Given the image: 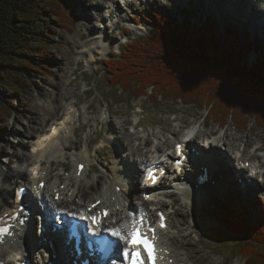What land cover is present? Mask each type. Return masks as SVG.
Listing matches in <instances>:
<instances>
[{
    "label": "trees",
    "instance_id": "16d2710c",
    "mask_svg": "<svg viewBox=\"0 0 264 264\" xmlns=\"http://www.w3.org/2000/svg\"><path fill=\"white\" fill-rule=\"evenodd\" d=\"M154 11L153 31L127 41L105 61L110 85L154 104L203 108L221 125L231 120L246 129L253 122L264 134V47L255 45L257 58L249 64L253 44L247 33L218 35L208 21L193 25L188 15L181 20ZM47 19L69 29L66 0H0V87L22 93L23 71L31 65L38 74L49 73L37 66ZM3 100L0 94V115L8 116ZM225 202L217 214L225 232L217 240L232 236L242 242L220 247H229L231 258L241 256L242 264H264V198L255 203L254 213L245 206L234 209L232 199Z\"/></svg>",
    "mask_w": 264,
    "mask_h": 264
},
{
    "label": "rangeland",
    "instance_id": "374dc122",
    "mask_svg": "<svg viewBox=\"0 0 264 264\" xmlns=\"http://www.w3.org/2000/svg\"><path fill=\"white\" fill-rule=\"evenodd\" d=\"M77 1L79 0H66L72 19V24L69 29L63 28L54 19H47L48 21L45 24L47 31L41 37L45 50L37 57V66L48 70L49 73L44 71L45 75L38 74V72L34 70L33 65H31L29 70L23 71L26 77V87L22 93H16L12 89H8L6 86L0 87V94L4 99L5 106L9 109L8 116L0 115V170L2 169L5 172L8 171V160L3 150L12 149L10 145L7 144V139L10 138V142L12 141L14 143L13 145L16 149L22 150L20 145L21 134L17 133V131L11 130V126L16 124L19 128L24 129V125L27 123L26 117L31 115L27 112V109L32 107L36 97L39 100H44L43 94H41V87H44L47 90L49 87L48 82L55 81L58 77L57 74H60L59 64L58 61H56L58 59L55 58V53L62 52V48L65 46L64 43L61 42L62 37L64 35L65 37L72 36L80 31V27L83 28V16L79 15V13L75 14L74 12L75 8L73 4ZM84 2H86V6L84 4L83 10L86 14L95 11L101 12L99 7L94 6V4H87L88 0H84ZM120 5L122 6L118 8L116 13L108 18L107 23L109 21H111V23L114 22L118 17L117 15H123L129 12L136 14V17L140 19V26L135 27V29H127L128 31L124 36L119 30L122 27H127L129 22L124 19L118 20V29H112V27L108 29L109 32H111L112 38L110 39L111 42L109 47H107L106 54L101 55L97 58L96 62H91V64H89V60H87L88 54L78 56L80 67L78 66L76 73H69L68 76L70 77L66 80L68 83L70 82V79H74L72 84H69L70 93L68 97L73 96L71 100H77L78 104L76 110L79 115L81 114L79 121L77 122L78 127L76 135L69 137L71 145L70 148L66 150L67 155L71 157L75 153L87 149L85 134L90 135V138L93 139L98 138V141H90L91 148L88 153L86 152V155L89 154L95 159L94 161H91V163H95L92 164L94 166L93 170L90 168L91 172L88 173L89 177L83 179L80 184V188L84 190H89L87 188L89 183L96 188L102 187L105 182L111 180L113 168L119 170L121 167H128L127 163L123 161L124 159L129 158L127 153V143L130 142V140H132L130 142L131 145L135 148H140L138 151H143V153H146L148 148L146 140H148V143L153 142V144H159L161 148L166 149L167 146L163 143V139H167L170 141V147L172 149V144L176 140L172 132L174 129H177V132L181 133L183 128H188L191 122H194V126L199 129L201 135H203L211 129H215L216 131L218 126V122L208 119L207 111L203 108L199 109L194 105H184L181 102L172 103L164 101L160 104H154L149 102L144 96H135L134 92L131 90H122L119 87L111 86L108 81V74L104 72L105 64L103 61L110 55V53L114 52L118 55L120 49L124 47L127 41L138 39L140 36L148 33L150 34V32L153 31L150 22L148 23L141 17V15H143L144 17L151 18V11L153 9L159 11L160 14H172L177 16L180 13V6L178 7V5H186L184 7L189 8L190 11L187 14H193L196 16L195 20L198 23L207 18L216 21L215 15L214 18H212L213 16L206 11H198L196 8L199 7V3L197 2H193V4L189 6L188 4H184L183 1L177 3L175 0H135V4L133 5H136V7L124 3L122 4L121 2ZM184 13L186 12L183 11V14ZM242 13L243 11L240 12V14ZM95 19L93 20L96 24L98 22ZM97 25L98 24H96V26ZM214 25L217 34L224 33L225 27H230L225 23L222 25L219 24L218 26L214 23ZM254 37L259 39V36L257 35ZM86 38L87 36L84 37V39ZM258 42L260 43V46L262 45L264 47V42L262 40H258ZM247 57L249 60L253 59L254 62L257 58V52L251 51L248 53ZM80 72H82V74H80ZM54 99H56V96ZM87 106L88 110L85 113L83 111H85ZM137 119H139V123L137 126H134V121ZM112 121L122 124L124 130H119L117 127V129L114 128L113 125H111ZM231 122V120H228L227 123L217 131L221 139L218 146H224L226 138H231L234 134L239 136V139L235 142L232 140V143L234 142L233 147L241 146L244 145L246 137L250 136L251 139L248 147H251L247 150V153H253V155L256 154V158L259 159V151H261V149L258 148L256 151L253 149L261 142L264 144V134L261 128L255 123L250 122L246 129L238 128L241 131H237ZM203 123H206V125L203 126ZM131 124L134 127H131ZM7 126H9V128H5ZM125 136L138 138L133 140L132 138ZM161 138L163 139L161 140ZM117 141H120L125 147H118V144H116ZM153 154L156 155L155 152ZM14 165L17 170L16 172L14 171L16 179H19L17 172L21 171L20 166L16 163H14ZM143 166L144 164H142V170H144ZM133 173L138 174L139 170H135ZM100 174L103 175L101 184L97 182ZM212 176H214V173ZM2 177L3 175H0V185ZM258 186L260 187L258 189V194L262 197L264 196V185L259 184ZM13 187H15V185L11 186V188ZM75 187H78V184H74L73 188ZM224 188L228 191L231 197H233L236 208L240 206L254 207L256 204L253 198H259L257 195H254L255 193L250 191L253 196L249 202L253 201L254 205H247L248 201L245 202L244 194L243 197L241 195L242 193H236L226 185ZM210 193L211 194H208L209 198L205 195V199L202 198V201H200V203L198 201L196 205L185 204L180 197H175L174 199L176 201L171 214V221L174 227L171 230L166 231L165 235L179 237L184 243H186L184 237L188 240L195 241L196 244L194 247L195 250L198 249V255L195 253V250L190 248L187 244L186 246L180 245V243L177 242H175L176 244L174 243V247H178V251L181 252L186 249L189 254L192 253L193 255L191 256L193 257L195 264H242L243 259L241 256L231 258L229 247H220V245L231 246V244H235L236 242L241 243V239L228 236L226 239L217 240L218 235H224L225 232L223 225L217 221V214L221 208L225 207V201L222 198L226 195H223L220 192L215 193V191ZM8 195L10 196L11 194ZM89 195L91 196V194ZM91 197L93 198V194ZM130 197L132 198V203L134 202L137 206L142 204L135 194L130 195ZM186 247L189 248V250ZM4 261L1 260L0 262Z\"/></svg>",
    "mask_w": 264,
    "mask_h": 264
},
{
    "label": "bare ground",
    "instance_id": "6f19581e",
    "mask_svg": "<svg viewBox=\"0 0 264 264\" xmlns=\"http://www.w3.org/2000/svg\"><path fill=\"white\" fill-rule=\"evenodd\" d=\"M194 2L199 3V5L205 6L207 8L205 11L208 14L216 15L215 7L213 5H210L207 0H194ZM84 4L86 6V2H84V0H79L73 4L75 8V14L79 13L81 16H83V28L80 27V31L76 32L72 36L65 37L64 35L61 39V42L64 43L65 46L64 48H62V52H59L57 54L55 53V58L58 59L56 61H58L59 64L60 74H57L58 77L55 81L48 82L49 87L47 88V90L44 87H41V94H43L44 100H39L36 97L32 107L27 109V112L31 115L26 117L27 123H25V125L23 124L24 129L19 128L16 124H13L11 126V130L17 131V133L21 134L20 145L22 150L16 149L13 145L14 143L12 141L10 142V138L7 139V144L10 145L12 150H3L8 160V171L5 172L2 169L0 170V175H3L0 185V215L1 213L8 211L10 207L16 206V204L19 203L18 200H16V193L14 192V189L16 188V186L18 188L20 185L24 184L29 188L27 194L28 197H30L31 194H35L37 196H41L42 194L43 198L45 199L46 209L48 210V212L52 214L62 212L65 213L67 217L71 216L69 215L70 213H74L76 216H80L82 214V211L97 198H104L103 202L100 203L97 208H100L102 206H111L110 216L107 217V220L110 221V223H107L104 220L100 226L101 229L115 227L117 224L123 223L125 220H129L130 212L137 214L143 213L146 219L151 217V212L147 206L153 205L152 202H150L149 200H144L142 195L138 194L137 199L140 200L142 204L137 206L136 204H134V202L132 203V198L129 194H136L135 187L139 188L140 190L145 187L144 182L142 185L141 182L138 181V178H135V173H133V171L139 170V173L137 175H143L145 174V170L148 167L154 166L155 160H163L171 153H174V151H172L170 147V141L161 138V140L163 139V143L167 146L166 149H163L161 148V146H159V144L156 145L153 144V142L148 143V140H146L148 148L147 152L143 153V151H138L140 148L136 147V149L135 147H133L130 143L132 140H130V142L127 143V153L129 158L124 159L123 161L127 163L129 170L125 171V174L123 175H118L116 173L118 172L117 168H113L111 180L105 182L102 187L97 188L90 183L88 185L86 184L89 190L80 188L81 182L88 176V168L86 167L83 173L81 175H78L79 177L76 176L75 173L78 162H86L87 159H89L88 155H86L85 152L79 154L77 153L75 154V157H73V159H71L69 156H65L66 150H68L71 145L69 142V137L75 135V131L78 127L77 122L79 121V118L77 119V116H75V110L73 109V107L76 106V102L74 101V99L71 100L73 96L68 97L70 93L69 84H72V82H66L68 77H70L68 76V74L71 72L76 73V70L80 65L78 56L88 54L87 60H89L88 63L91 64V62H96L97 58H99L101 55L106 54L108 49L107 47H109L110 45V39L112 38V35L109 33V30L107 31L106 27L104 31H98L96 29V24H100L102 21L107 20L112 14L116 13L118 8L122 6L117 0H96L95 4L97 7H99L101 12L95 11L86 14L83 10ZM87 4L91 5L93 4V1L88 0ZM126 4L130 5L129 2H127ZM124 16L129 19L136 18V14L129 12L125 13ZM93 19H95L98 23L95 24ZM218 20L220 24L223 23L220 15H218ZM110 27L111 26H109V28ZM123 30V28H120L119 32ZM255 34H257V30H255ZM86 36L87 38L84 39V37ZM262 37L264 39V32L262 34ZM80 74H82V72H80ZM55 96L56 99H54ZM85 109H88V106ZM193 123L194 122H191L188 128L185 127L187 130H189V132H192L194 131V129H196V127L194 126L195 124ZM203 124L204 126L206 125V123ZM52 125H55V128L53 130H51ZM111 125H113L114 128L117 127L119 130H124L123 125L118 122L112 121ZM130 126L133 127L132 124ZM5 128H9V126ZM50 131L52 132L50 133ZM172 132L174 134V138L176 139L174 141V145L172 144V147L174 148L175 144L180 142L181 138H183L185 134H183V131H181V133H178L177 129H174ZM214 132L215 129H211L206 133L212 134ZM200 135L201 134L198 133V136ZM125 137H130L133 140L138 138H133L131 136ZM194 137L198 138L196 137V135ZM195 138L194 142L197 145L196 147L199 149ZM238 139L239 136H237L236 134L231 136V138H226L224 144L230 152L235 153L237 149H240V146L233 147V143ZM250 139V136L246 137V140L244 141L245 147H248ZM232 140L234 141L233 143ZM87 144H89V140L87 141ZM116 144H118V147H125L122 143H120V141H117ZM250 147L251 146H249L248 149H250ZM217 148L218 146H214V148L211 149L216 158L215 165L212 170V175L214 173V176L211 175L209 177L208 185L212 186V180L214 181V186L216 187L217 192H220L221 188L226 185L232 191L240 194L241 192L238 191L236 185L244 186L245 181L243 180L242 182L240 176V178L235 176L233 171L229 168V164H225L222 160L216 161L218 157L220 158V153ZM258 148L261 149V151H259V159L256 158V154H249L247 153L248 149H243V157L245 159L243 160V164L241 167V169L244 171L248 172L249 170V175L257 179L255 180L257 186L259 184H262L259 176L264 175V153H262V151H264V144L261 142L259 145H256L254 149H252L256 151ZM218 149L225 151L221 146ZM154 152L156 153V155L153 154ZM254 157L256 160L254 159ZM245 161H249L248 164H245ZM239 162V160L236 161L235 166H238ZM14 163L19 165L21 169L20 172H17L19 179H16V174L14 173V171H17L15 169ZM142 164H144V170H142ZM59 167H61L63 172H59ZM66 170H68L70 173L68 176H63ZM102 178L103 175L100 174L97 179V182H99V184H101L103 180ZM120 179L121 181H125L124 187H122ZM133 180L136 183H134ZM42 181L45 185L43 187L40 186V182ZM62 183L65 186L61 188L60 185ZM146 183H148V181H146ZM74 184H78V187L73 188ZM12 185H15V187L11 188ZM118 185H121L120 191H117L116 189ZM178 185L181 184L178 183ZM127 188H129L128 190L130 193L127 192ZM210 189L213 190V188ZM56 192L60 194V197L57 200L54 198ZM252 192H254V190ZM8 194L11 195L9 196ZM89 194H91V196L92 194H96V199L92 200L93 198ZM185 194L188 196V199L190 201L202 200V198L207 195V193H205V195H200V193L198 195H193L191 192L188 194L187 191H185ZM206 197H208V195ZM28 200H30V198L25 199L24 201ZM39 204H37V207H39V210H41V208L44 206V203L41 201ZM72 206H75V209H72ZM65 207H71V209H64ZM127 207L130 208V211L127 210ZM34 219H37V217H34ZM36 229L37 225H35L34 228L37 234L38 232ZM31 238V242L33 240H36V237H34V235H31ZM11 239L15 240L13 244H10L9 242ZM11 239H8L3 243L0 242V261L5 260L6 262H4L7 264H17L21 257L25 255V253L20 249L18 245L21 237L16 236ZM184 239L186 240V243L182 242L179 237L168 236L166 242L163 240V243L169 246L171 255L177 262V264H195V261L191 256L193 255L192 253L189 254L185 248V251L181 252L176 251V249L174 248V243L177 242L180 243V245L187 244L190 248L195 250L194 245L196 244V242L188 240L186 239V237H184ZM31 242L29 244L30 249ZM187 249L189 250V248ZM198 252V249L195 250V253L197 255L199 254ZM63 259L71 261L72 255L69 254L67 258L63 257ZM39 264L44 263L39 259Z\"/></svg>",
    "mask_w": 264,
    "mask_h": 264
},
{
    "label": "snow or ice",
    "instance_id": "6c2138e0",
    "mask_svg": "<svg viewBox=\"0 0 264 264\" xmlns=\"http://www.w3.org/2000/svg\"><path fill=\"white\" fill-rule=\"evenodd\" d=\"M78 168L82 170L83 165H78ZM148 175L149 178L155 182V177L152 173H149ZM40 186L43 187V182H41ZM57 199H59L58 194ZM99 204V200H97L95 204H90L87 212L91 213L92 209L96 208ZM69 215L75 214L70 213ZM108 215V208H103L94 215H81V219L90 221L89 224L85 225V232L90 231L93 234H96L103 230L117 238L116 240H98L100 248L105 252L111 250L115 255L122 256L123 264H156V261L160 259L156 247V229L150 223L146 222L144 214L130 212L129 220H125L123 223L117 224L115 227L101 229L99 225L103 218ZM160 217V227L164 228L166 225L162 213L160 214ZM93 225H97V227H93ZM149 232L152 233L151 236L148 235ZM8 233L9 230L7 227H0V236Z\"/></svg>",
    "mask_w": 264,
    "mask_h": 264
}]
</instances>
